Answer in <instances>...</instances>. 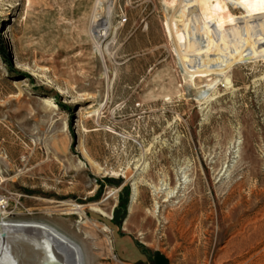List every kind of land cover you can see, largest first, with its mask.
I'll return each instance as SVG.
<instances>
[{"label":"rangeland","instance_id":"374dc122","mask_svg":"<svg viewBox=\"0 0 264 264\" xmlns=\"http://www.w3.org/2000/svg\"><path fill=\"white\" fill-rule=\"evenodd\" d=\"M178 2L0 0L6 220L84 264H264V0ZM198 20L250 60L191 79L177 54L221 52Z\"/></svg>","mask_w":264,"mask_h":264},{"label":"bare ground","instance_id":"6f19581e","mask_svg":"<svg viewBox=\"0 0 264 264\" xmlns=\"http://www.w3.org/2000/svg\"><path fill=\"white\" fill-rule=\"evenodd\" d=\"M198 1L199 0H179L177 7L179 10L178 13L181 12L183 15H185L187 21H190L191 19L197 20V18L193 15L192 8L196 6L195 3ZM225 1H228L232 3L233 6H235L239 3H246L247 1L253 0ZM257 1L262 2L263 0ZM185 3H188V7L185 5ZM245 12L247 17L250 19V22L253 24L256 43L258 35L253 18L249 12ZM170 20L175 23V21H173V17H171ZM199 22L208 27L210 31L209 34L211 35L215 45L221 49V52L217 55L210 56L211 59L209 60V63L211 64V67L207 68L206 66V69H202L203 66H205L202 61L203 58H206V56L199 55L197 60L192 62L187 56L177 54L180 63L191 79L200 80L201 78H204V75L206 74L216 75L219 77L221 75L225 76V74L231 69L233 65H236L237 62L250 60V54L237 58L232 56L228 51H226L225 43L221 33L215 27L207 24L206 22ZM95 36L96 38L99 37L98 35ZM259 54H261V52ZM210 86L214 87L215 81L207 87ZM135 197L136 190L133 189L131 205H133ZM71 207L72 208L70 209V212L66 215H78L82 217L83 213L81 212V206L71 205ZM92 209L98 212L101 216L105 217V214L99 211L97 208L93 207ZM5 215L7 214L0 213V264H51L52 259H57L60 264L85 263L84 254L80 247L55 228L47 224L43 225L35 222L14 223L6 220L8 215Z\"/></svg>","mask_w":264,"mask_h":264},{"label":"built area","instance_id":"2783aa9c","mask_svg":"<svg viewBox=\"0 0 264 264\" xmlns=\"http://www.w3.org/2000/svg\"><path fill=\"white\" fill-rule=\"evenodd\" d=\"M10 207V202L8 200V198H6L3 195H0V213H8V209Z\"/></svg>","mask_w":264,"mask_h":264},{"label":"water","instance_id":"95a60500","mask_svg":"<svg viewBox=\"0 0 264 264\" xmlns=\"http://www.w3.org/2000/svg\"><path fill=\"white\" fill-rule=\"evenodd\" d=\"M51 264H60V262L57 259H52Z\"/></svg>","mask_w":264,"mask_h":264},{"label":"trees","instance_id":"16d2710c","mask_svg":"<svg viewBox=\"0 0 264 264\" xmlns=\"http://www.w3.org/2000/svg\"><path fill=\"white\" fill-rule=\"evenodd\" d=\"M3 51H4V49L2 48V51H1V52H2V54H4V52H3Z\"/></svg>","mask_w":264,"mask_h":264}]
</instances>
